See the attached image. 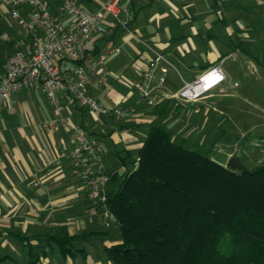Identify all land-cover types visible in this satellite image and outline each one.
<instances>
[{
	"label": "crops",
	"instance_id": "0c3cea01",
	"mask_svg": "<svg viewBox=\"0 0 264 264\" xmlns=\"http://www.w3.org/2000/svg\"><path fill=\"white\" fill-rule=\"evenodd\" d=\"M48 1L52 9L60 3ZM106 1L79 3L95 12ZM120 7L127 25L108 15L107 32L88 41L83 63L91 68L106 50L120 48L100 69L92 71L88 91L108 109H129L127 115H97L71 100H67L65 111L90 135L104 141L106 167L119 174L137 164L149 126L160 116L156 105H148L134 86L153 49L170 62L166 84L155 90L158 100L215 65L222 64L226 73L224 82L197 101L160 102L167 107L166 114L170 107L177 114V118H164V123L172 128L177 122L185 138L198 129L192 121L202 112V131L209 124L213 132L232 129L231 116L240 111V100L246 97L236 73L254 81L251 83L264 78V0H121ZM69 24L65 17L64 26L69 28ZM175 71L182 83L180 79L177 82ZM192 108L189 121L186 111ZM55 118L56 110L40 83L13 94L0 112V256H11L7 264L33 263V259L74 264L79 254L87 261L91 258L90 242L96 236L79 245L86 255L80 252L67 257L45 240L46 234L89 233L101 225L87 213V193L70 158H59L73 146L72 132L49 131L42 125ZM21 235L27 238L21 240Z\"/></svg>",
	"mask_w": 264,
	"mask_h": 264
},
{
	"label": "trees",
	"instance_id": "16d2710c",
	"mask_svg": "<svg viewBox=\"0 0 264 264\" xmlns=\"http://www.w3.org/2000/svg\"><path fill=\"white\" fill-rule=\"evenodd\" d=\"M159 108L138 164L121 174L108 170V207L119 237L104 246L107 259L113 264H264V164L235 171L199 146L178 142L163 121L167 107ZM112 231H61L45 240L63 257L86 255L81 243ZM10 257L0 256V264Z\"/></svg>",
	"mask_w": 264,
	"mask_h": 264
},
{
	"label": "built area",
	"instance_id": "2783aa9c",
	"mask_svg": "<svg viewBox=\"0 0 264 264\" xmlns=\"http://www.w3.org/2000/svg\"><path fill=\"white\" fill-rule=\"evenodd\" d=\"M1 2L9 8L22 37L16 42L15 51L0 65V112L13 94L41 84L57 113V118L44 121L42 125L49 131L72 132L73 146L62 151L59 158H70L75 176L87 193L89 217L111 228L116 220L108 207L111 177L105 164V143L90 135L83 125L72 121L65 111L67 100H71L97 115L111 114L119 118L127 115L129 109H108L88 91L92 71L100 69L120 48L114 46L106 50L92 62L91 68L80 62L85 57L88 41L107 32L108 15L127 25L122 19L121 0H107L95 12L87 11L77 0H61L56 9H52L48 0ZM65 17L69 18V28L64 26ZM153 53L141 76L134 81L140 97L150 106L165 99L197 101L226 80L222 64H218L158 100L155 90L166 84V65L170 62L162 52L153 49Z\"/></svg>",
	"mask_w": 264,
	"mask_h": 264
},
{
	"label": "rangeland",
	"instance_id": "374dc122",
	"mask_svg": "<svg viewBox=\"0 0 264 264\" xmlns=\"http://www.w3.org/2000/svg\"><path fill=\"white\" fill-rule=\"evenodd\" d=\"M51 1V0H50ZM61 2V0H52ZM82 3L85 0H77ZM22 37V31L18 23L12 18L9 8L2 4L0 0V61L2 64L9 57V55L14 51L16 41ZM177 82L180 79L178 71L176 72ZM236 80L241 82L239 89L244 91L243 95L246 96L244 99L240 100L239 109L231 116L230 123L235 125L234 127H226V132H213L210 129V124L205 130H201L200 127L203 125L201 119H205V113H201L200 116L192 121L194 126L198 129L187 138L181 135L180 128L177 122H172V129L175 132L174 138L178 142L184 143L188 147L199 146L203 152L210 154L216 161L227 166L228 161L233 156H238L244 165L248 169H253L256 166L264 164V78L261 82L251 83L254 81H249L248 77H244L241 73H236ZM179 77V78H178ZM252 87L253 89H249ZM243 96V97H244ZM255 96V97H254ZM244 100H246L244 102ZM250 100V102H249ZM160 103L156 105V111L159 113ZM192 109L186 111V116L189 121L192 120L190 115ZM161 111V110H160ZM168 114L163 116V119L168 117L177 118V114L173 111L172 107L168 109ZM180 109H178L179 117ZM170 114V115H169ZM219 117H224L219 114ZM191 122V123H192ZM227 123H225V126ZM229 126V124L227 125ZM204 129V127H203ZM91 221V220H90ZM94 222V221H93ZM101 224V223H99ZM94 226V225H93ZM99 227V226H98ZM113 227V228H112ZM112 233L110 236L98 235L93 242H90L91 258L87 260L83 259L82 255H77V260L73 261L74 264H96L98 262L102 264H113L107 259L104 253V246L106 244H111L114 240L119 237L117 223L112 224ZM96 229H107L103 224ZM83 260V261H82ZM85 260V261H84ZM65 261H37L36 264H64ZM11 264H33L32 261H17Z\"/></svg>",
	"mask_w": 264,
	"mask_h": 264
},
{
	"label": "water",
	"instance_id": "95a60500",
	"mask_svg": "<svg viewBox=\"0 0 264 264\" xmlns=\"http://www.w3.org/2000/svg\"><path fill=\"white\" fill-rule=\"evenodd\" d=\"M227 167L235 171H250L238 156L231 157L228 161Z\"/></svg>",
	"mask_w": 264,
	"mask_h": 264
}]
</instances>
